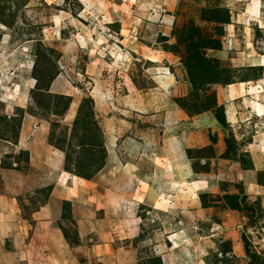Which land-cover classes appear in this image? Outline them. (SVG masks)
<instances>
[{"label": "rangeland", "instance_id": "374dc122", "mask_svg": "<svg viewBox=\"0 0 264 264\" xmlns=\"http://www.w3.org/2000/svg\"><path fill=\"white\" fill-rule=\"evenodd\" d=\"M232 83L264 106V0H0V264H264V193L211 182L187 143L213 118L253 169L264 115L238 98L225 127ZM20 136L60 150L62 172Z\"/></svg>", "mask_w": 264, "mask_h": 264}, {"label": "crops", "instance_id": "0c3cea01", "mask_svg": "<svg viewBox=\"0 0 264 264\" xmlns=\"http://www.w3.org/2000/svg\"><path fill=\"white\" fill-rule=\"evenodd\" d=\"M243 83H244L243 81H240L238 85L241 86ZM225 87H227V89L225 90L224 96L221 101V104H222L221 106L224 111L223 115H224L225 127L233 129L234 124H236L235 122L238 121V114L236 112L237 109L234 108L235 112L233 113L231 108L228 106L229 102L232 101L233 106L235 107V101H236L235 99H238V98L240 99L241 102H245L246 109H248L250 112H253L255 116L260 117L264 115L263 105H261L262 106L261 108L258 106L259 103L257 104L253 101H252L253 102L252 105L248 103V99H252L250 97H253V98L255 97L254 93H261V91L259 92L256 89V87H253V86L249 87L251 91H248V88L245 89V87H242L241 88L242 92H240L239 91L240 88L236 87L233 83L227 84L225 85ZM228 110L230 111L229 116H227L226 114ZM258 110H259V113L261 114L258 113ZM206 119L211 120L210 123H207L208 125H203L204 127L203 126L199 127L200 125L195 124V126L198 128L196 130L193 129L192 131L188 132V135H187L188 136L187 137L188 146L190 148L194 147V150L196 148V150L198 151H203L202 154L198 156L197 158L198 161L200 159H204L206 162H208V164L209 162L213 163L210 165L214 167L213 168L210 167V171L206 175H210L209 177L211 179V182H213V181H217L216 179L220 177L221 175H224L225 177L226 176L233 177L235 174V176H237L236 177L237 180H239L243 186L244 195L261 196L264 193V185H263L264 181L263 183L257 182L256 177L254 175L258 171L264 172V119L262 120L263 124L261 123L260 130L255 135H252L250 139H248V142H246L245 149L243 150L244 152L248 153V156H249L248 158L250 159V165H252L253 169H248V168L241 169L238 167H234L233 164H231L235 162H230V160H228L225 156L226 145L224 142V134H223L224 130L220 132V129H225L224 126L223 127L219 126L220 124L217 121H215L213 118H206ZM199 124L201 123L199 122ZM37 127H38V130L40 129L45 130V125L40 122L37 123ZM209 130L210 131L214 130L217 133L214 141H210V139L208 138V133L210 132ZM234 140H239V137L238 138L235 137ZM44 141H45V138H44ZM18 144H19V148H24L29 151V155L31 157L29 158L31 165H32V161L38 158V159H42L43 162L47 165V169L49 173H51L52 171L53 173H57V171H60V173L62 172L63 153L60 150L48 145L46 141L40 143L39 145H35L30 138L26 140L24 139V137L20 136ZM30 144L34 146L33 149L29 147ZM198 167L203 168L200 166ZM63 175L67 176V179L66 177H62V182H65L68 184H72V182L74 184L75 179L81 180V178L75 177L67 172H63ZM203 186H208V189L211 188L210 187L211 185L209 183L208 185L204 184ZM69 200L74 205L75 201L73 202L72 199L70 198ZM263 206H264V203H263ZM44 209L45 207H41L40 211H37L36 214H39ZM226 210L227 211L223 215H225V219L229 223L230 219L234 215H236L237 212L234 210L232 211L231 209H226ZM37 220H38V223L46 222L41 217H38ZM236 222L238 221L236 220ZM58 248H59L58 250L69 254V248H67L66 246L58 247Z\"/></svg>", "mask_w": 264, "mask_h": 264}, {"label": "bare ground", "instance_id": "6f19581e", "mask_svg": "<svg viewBox=\"0 0 264 264\" xmlns=\"http://www.w3.org/2000/svg\"><path fill=\"white\" fill-rule=\"evenodd\" d=\"M259 65H263V64H261V63H259ZM161 69V68H160ZM162 70H164V68L162 69ZM163 72V71H162ZM163 78L164 77H160V80H158V82L160 83V81H163ZM165 78H167V77H165ZM165 82H166V80H165ZM238 83H240V82H238ZM241 85V84H240ZM258 113H259V110H258ZM226 114H227V116H229L230 115V111L228 110L227 112H226ZM259 114H261V113H259ZM263 147V146H262ZM263 149V148H262ZM182 179V178H181ZM56 238V237H55Z\"/></svg>", "mask_w": 264, "mask_h": 264}, {"label": "trees", "instance_id": "16d2710c", "mask_svg": "<svg viewBox=\"0 0 264 264\" xmlns=\"http://www.w3.org/2000/svg\"><path fill=\"white\" fill-rule=\"evenodd\" d=\"M62 96H63V95H62ZM63 97H68V96H66V95H65V96H63ZM221 116H222V122H223V125H224V124H225V122H224V115H223V110H222V115H221ZM64 167L67 169V166H66V165H65ZM77 173H79V172H76V174H75V175L82 176V175H80L81 173H80V174H77ZM82 177H83V176H82Z\"/></svg>", "mask_w": 264, "mask_h": 264}]
</instances>
